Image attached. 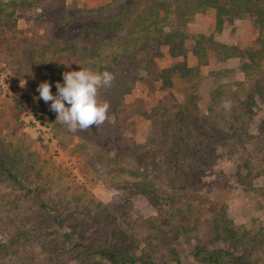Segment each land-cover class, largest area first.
Returning a JSON list of instances; mask_svg holds the SVG:
<instances>
[{
	"label": "rangeland",
	"instance_id": "1",
	"mask_svg": "<svg viewBox=\"0 0 264 264\" xmlns=\"http://www.w3.org/2000/svg\"><path fill=\"white\" fill-rule=\"evenodd\" d=\"M111 2L0 0V165L11 168L25 185L0 167V244L11 252L0 264H116L93 254L100 249L117 256L129 253L141 260L138 264H210L209 254L225 252L237 258L228 257L221 264L244 263L238 260L242 250L231 246L215 221L224 209L228 219L249 236L264 228V156L257 161L247 148L238 146V151L229 152L217 145L215 162L200 174H168L152 165L162 166L164 152L170 148L171 138L163 135L174 131L176 102L193 96L200 115H208L225 130L220 116L225 103L214 105L211 114L212 96L222 85L220 92L235 91L236 83L246 80L243 59L219 62L213 51L200 76L171 73L172 86L164 88L161 73L176 65L197 66L193 46L198 35L256 51L261 49L264 29L245 18L225 21L226 35L217 33L214 9L196 15L186 26L170 15L168 28H180L186 35V54L173 57L164 46L156 66L140 73L141 79L116 112L115 100L105 98L108 88L101 90L100 99L110 104L109 120L87 131L71 132L56 122L51 102L39 99L38 86L49 82L56 94L63 73L81 68L99 71L112 64L115 50L65 38L47 23V15L51 7L64 3L75 11ZM226 97L221 101L226 102ZM250 111L249 133L258 136L264 129V92ZM198 134L213 141L211 125L202 123L195 138ZM145 144L157 155L149 158L148 171L135 158L136 146ZM249 160L252 174L246 168ZM137 170L147 172L157 189L156 198L136 185L140 180L132 171ZM240 175L248 179L242 183ZM79 244L84 249L76 247ZM255 260L264 264V245Z\"/></svg>",
	"mask_w": 264,
	"mask_h": 264
},
{
	"label": "trees",
	"instance_id": "2",
	"mask_svg": "<svg viewBox=\"0 0 264 264\" xmlns=\"http://www.w3.org/2000/svg\"><path fill=\"white\" fill-rule=\"evenodd\" d=\"M208 9L216 11L217 33L222 32L225 21L245 18H249L256 28L264 29V0H112L110 4L95 9L75 11L64 3L51 7L47 23L67 39L89 42L95 48L99 46L114 48L112 64L100 67L99 72L109 71L115 75L113 85L105 91V98L115 100L113 112H116L125 96L141 79L140 73L149 72L156 66L157 59L162 57L164 46L169 47L173 57L186 54V35L180 32V28L173 31L168 28L170 15L173 14L181 26H186L196 15ZM194 41L193 52L198 60L197 66L190 68L176 65L168 72H162L164 88L172 86L168 77L171 73L182 75L194 73L200 76L201 67L210 62L209 51H213L219 62L232 58L243 59L245 62L242 71L246 80L236 83L235 91L228 88L220 92L224 88L222 85L212 96L213 102L209 107L211 114L214 113V105L220 106L223 103L227 107L230 105L228 109L224 107L220 114L225 130L219 129L214 122L213 124L208 115H200L199 106L193 96H188L183 103L176 102L173 105V115L176 119L174 131L170 135H163L165 138H171L170 148L164 152L162 166L158 164L152 166L156 170L162 167L168 174L185 171L188 174H200L201 170L215 162L217 145L229 152L238 151V146L244 150L247 148L250 150L249 155L258 161V158L264 156V129H260L258 136H252L249 133V124L252 120L250 110L255 106L256 98L264 92V39L261 42V49L256 51L220 43L213 36L204 34L196 36ZM224 73L225 71H219L218 74L224 76ZM112 91L115 95H112ZM238 91L243 94V100L240 99ZM224 96H227L226 102L221 101ZM233 99L238 102L231 106L232 104L228 102ZM224 112L228 114L224 115ZM202 123L211 125L214 132L213 141L206 140L204 135L200 134L195 138L196 130L201 128ZM168 124L170 127L172 123ZM193 138L197 141L194 142ZM135 149L137 151L135 158L142 164L143 169L148 171L149 158L157 156L155 149L150 144L139 145ZM250 161L246 162V168L249 174H252ZM0 167L12 180L22 185L11 168L1 165ZM262 170L264 174V167ZM145 171H132V175L140 180L136 185L142 187L152 198H156L157 189ZM246 179L248 176L240 175V182L243 183ZM36 199L41 206H45L39 197ZM58 224L62 226L60 219ZM215 226L222 231L232 247L242 250L243 256L238 257V260L244 262L242 264H256L255 257L264 245V228L249 236V233L236 227L233 221L228 219L224 209L218 212ZM76 247L84 249L85 246L79 244ZM9 250L6 244H0V260L10 256ZM93 254L108 258L116 264L141 263L139 258L129 253L117 256L108 249L93 251ZM228 257L230 261L237 258L225 252L217 256L209 254L207 259L210 264H221Z\"/></svg>",
	"mask_w": 264,
	"mask_h": 264
},
{
	"label": "clouds",
	"instance_id": "3",
	"mask_svg": "<svg viewBox=\"0 0 264 264\" xmlns=\"http://www.w3.org/2000/svg\"><path fill=\"white\" fill-rule=\"evenodd\" d=\"M114 80L115 75L109 71L81 68L63 73L64 82L56 83V94H53L49 82H42L37 92L39 99L46 104L51 102L50 111L56 114V122L71 132L87 131L109 120L110 104L101 100L100 96L101 90L110 88Z\"/></svg>",
	"mask_w": 264,
	"mask_h": 264
},
{
	"label": "crops",
	"instance_id": "4",
	"mask_svg": "<svg viewBox=\"0 0 264 264\" xmlns=\"http://www.w3.org/2000/svg\"><path fill=\"white\" fill-rule=\"evenodd\" d=\"M213 17H214V13H213ZM226 27L224 28V30L222 31L223 35H226Z\"/></svg>",
	"mask_w": 264,
	"mask_h": 264
}]
</instances>
